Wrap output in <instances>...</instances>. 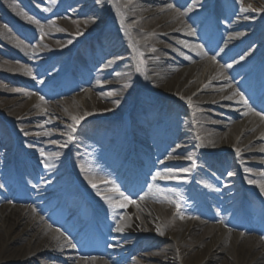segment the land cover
<instances>
[{"label":"bare ground","instance_id":"6f19581e","mask_svg":"<svg viewBox=\"0 0 264 264\" xmlns=\"http://www.w3.org/2000/svg\"><path fill=\"white\" fill-rule=\"evenodd\" d=\"M162 1H170V4L160 7L159 2ZM171 1L175 0H141L139 6H133L130 1H127L126 4L116 1L110 3L96 1L90 5H78L73 10L75 19H70L71 27L64 29L62 23H58L57 29H51L26 13H18L17 0H2L0 2V10L5 12L9 10V13L11 11V16L4 15L3 21H0V42H8L6 39L8 32L6 22L12 21V16H19L25 25L35 28V31L41 30L43 25L45 29L44 33L47 35V38L41 40V44L44 47L36 45L34 50L31 51L29 44L21 42L16 38L13 40L15 51L27 62L36 55H49L44 60L46 66L48 67L55 63L59 64L58 68H60L66 65V50H61L65 42L55 38L62 33L66 35H85L91 26L90 30L93 29V26L95 27L97 24H100L98 28L90 31L91 33L102 30L101 35H106L105 39H103L104 45L95 49L96 56L89 55L91 68H94L96 62H104L106 54L112 51L118 54V50L121 48L115 37L119 28L118 25L113 22L107 23L104 26L105 22L101 21V18L108 12H121L122 10L125 18L134 19V21L131 20L128 23V28L126 26L129 31L133 53L138 50L140 53V49L138 48L142 45L143 37L139 30L142 31V29H149V35L155 34V37L151 38L149 43L154 46L161 42V38L167 35L166 31L168 30L172 33L195 38V33H198L197 36L201 38L210 37V51L216 50L221 40L226 39L229 42L223 44L220 53L230 52L228 54L229 57L234 54L236 44H240L247 36V31L258 33L256 37L260 38L262 45H264V28L262 29L264 27V9H262L264 0H219L216 5L215 16L211 18V23L208 26L204 25L205 22L200 26L197 25L194 34H190L193 32H190V29L186 28V26L188 23L195 26L199 18L204 16L203 11L207 8L206 0H193L188 9L184 11L174 7ZM183 2H186V0ZM209 4H211V0ZM169 5L173 7H169ZM161 11H165V13L163 12L161 15H158ZM258 11H262L261 21L249 18V14L258 13ZM77 14L85 17V19L81 20L82 24H79L81 21L76 19L79 16ZM170 38L174 40L177 47L181 45L180 48H176L173 45L168 46L176 56L182 57L185 61H194V57L190 54H188L189 56L186 55L184 51H187L185 47H190L191 45L195 49H200L198 45L188 44L182 38L179 39L172 36ZM249 42L251 41H247V45L250 44ZM163 44L161 42V45ZM257 49L259 47L254 48V51ZM54 51L60 52L54 53ZM124 51V49L120 50L121 53ZM152 53L154 56L149 60L150 65H153L152 69L146 71L140 70L139 72L132 65L123 66L125 70L130 71L127 74L128 76L116 75L119 79V86L115 92L100 93L90 91V98L86 100L84 96L77 95L75 99L77 100L76 104L67 100L69 103L65 106V112L55 109L54 104V106H48L44 103L43 99L39 100L40 102L43 101L44 107H49L44 108L41 106V108L48 110L51 114H56L53 116L42 111H33L31 104H33V101H36L33 97L34 95L30 101H23L26 95L31 94L30 91L0 82V92L3 94L0 95V138L4 144L8 143L10 139L6 126L1 124L2 117L7 115L15 121L14 127L19 133L20 148L17 151V155L27 150L28 163L23 164L21 160L18 162V167L21 165L23 172L24 169L33 167L31 163L34 162L33 151L28 149L29 145L23 142V140L30 142L36 140V142H39L42 136L60 138L63 135L62 128L64 130L67 128L72 129V136L76 132L78 125L86 121L80 128L77 138L79 145L77 151L79 153L72 152V154H75L73 172L67 169L66 162L65 164L63 163L64 158H67L70 153V136L67 146L63 147L61 151L47 153L46 156L49 157V161L41 160V165L38 164V168H41L44 173L51 168L54 169L55 173L54 175H50L49 179H44L37 185L25 182L20 187L15 185L17 177L14 172L7 170L4 177L0 178V264H60L59 262L65 264H72V262L76 264H79V262L82 264H108L106 261L103 262L100 259L82 258L80 255L81 251L79 252L76 246L74 248L68 246L69 242H71L70 239L77 237L82 228L79 227L77 231L69 233L68 237L52 229L37 213V201L42 198L41 196H50L53 204L61 206L64 213H68L69 211L77 213L82 204V209L85 208L84 212H87L90 210L89 205L77 189L69 192V183L62 189L65 181L71 179V175L79 171L84 172L88 176L86 187L89 190H92L93 184L99 185L103 182L111 181L113 174L108 165V156L113 166L117 168V171L124 173L127 182L130 183L137 176L146 178V176H149L148 168L150 167L146 158L139 159L142 156L140 149L152 152L151 162H153L156 168V173H160L158 177H166L165 182L167 183L169 181L176 182L179 176L187 175V171L189 170L188 178L190 179L192 161L198 154L207 163L208 171L210 169H217L218 172H229L231 175L225 176V183L207 178L202 188L203 192L193 198L188 197L185 192L186 187L182 185L174 188L163 187L157 184L154 179L150 182L144 194L145 200L141 201L143 205L137 207L135 218L121 213V210L123 208L130 210L131 205L133 207L138 206L136 205L137 202L125 201L124 197L103 199L95 193L94 195H97V203H102L100 205L104 213L102 221H115L123 230L118 231L116 229L109 231L107 233L109 237L101 239L98 233L93 231V229L102 231L101 227L103 226H101V222L97 221L93 223L92 220L88 221V223L92 224L82 236H85V241L92 250L106 248L107 254L111 259L120 261L127 256V253L130 251L128 248L133 247L132 243L139 237H144L158 243L171 241L172 244H169L166 250H161L159 255L154 254L156 258L164 257L165 261H170L171 264H209L219 259L222 254L226 255L221 257V264H264V236L258 234L260 232L258 225L249 222L247 227H245L246 230L237 231L233 228H241L242 226L232 225L229 228L220 222L205 224L206 220H202L205 216L221 219V212L217 209L222 208L223 210L226 206H221V203L217 199L219 198L223 202L231 197L240 196L238 189L241 186L240 181L242 179L256 181V183H251V187H259L260 190L261 185H264V171L250 170L246 167L251 162L264 164V157H251L257 152L264 154V151H262L264 143H259V141L264 140V131L262 128H259L257 131L254 130L258 122H261V125L264 126V119L252 112H248L250 116H246V112H243L245 114L242 121L243 125L241 123H239L240 125L234 123L232 127L219 131L214 128L216 126L224 128L227 123L225 121L214 120L211 117L214 114L222 116V113L225 116L224 113L226 111L235 109L230 104L241 102L239 94L234 96L232 93H229L232 89V84H229L228 90H225L222 84L234 77L238 70L232 73L226 65L223 66L222 64L219 66L217 62L213 64L212 58L199 52L201 55L197 54L198 58L195 57L198 61L195 63V66H190V70L192 71L186 76V80L191 79L192 75H194L193 72L200 67V64L208 60V62L213 64V67L205 77L203 84H198L197 88L195 87L187 93L184 91L182 93L179 92V88L177 91H174V94V92L169 93L165 90L176 86L180 76L185 74L186 67H169L164 63L167 59L164 56V52L153 50ZM4 54L6 53L0 51V69H4L7 64ZM226 58L228 56L221 58V62L224 63L227 60ZM251 64L250 62L249 65ZM8 67L12 74L19 76V78L21 77L22 81H24L23 83L37 87L38 91L46 92L50 97L56 96L64 85L68 84L65 83L67 82L66 80H58L49 85L43 84L38 80L42 70L35 69L33 65L26 63L14 61L8 63ZM220 68L221 71L219 72ZM29 69L31 70V74H29ZM148 73L152 74L148 75ZM108 75H111V72H107L106 76ZM131 78H134L137 82L142 81V86H148L150 81L157 82L156 87L151 88L150 86V88L153 94L156 93L165 100L157 101L151 99L147 97L145 92H136L132 87H127V83ZM102 83H95L94 88L99 89L101 86H104L105 84ZM78 86L81 87V84H78ZM181 88H183V85ZM196 90H199V93L193 97ZM200 93H210L211 95H199ZM179 94L184 95L186 101H193L194 108H191L194 111L192 114H187L178 108L175 99ZM228 96H232L233 98L227 99L226 97ZM133 98H137V101H132ZM248 98L254 103L264 99L263 81L258 84L256 90L248 94ZM124 101L133 102L134 105L139 107L141 113H143L141 117V125L143 127H148L151 125V122H157L158 124L159 129H156V125L154 127L157 132H149L146 135H138L135 125L136 140H139V148L133 149L129 141L125 145L121 139V130L117 127V123L113 124L114 128L108 124L109 122H102L106 108L110 112V115H115ZM201 104L202 106L203 104L209 106L207 111L203 112L201 110ZM212 106L215 107L212 108ZM142 107L145 112L143 109L141 110ZM216 108L223 110V112H217ZM33 116H43L50 125L57 124L59 129H56V127L53 129L52 127L44 134L36 133L33 131V128H41L42 125L30 123ZM240 116H243L242 113H240ZM73 117H82V119L77 123L73 120ZM249 117H251V122L249 121ZM69 121H73V124L69 125ZM239 126H242L243 129ZM90 128L92 132L105 130L103 141L112 143L111 147L103 150L90 144V137L82 134L83 131ZM252 130H254L253 133L248 134ZM7 133L9 139L7 138ZM126 138L128 140L127 136ZM10 142V149L8 145L4 147L5 149H0V170L9 164V159H13V144L11 139ZM217 143H220V148H214ZM46 144L57 146L55 141H48ZM208 148L212 152L230 149L236 153L238 149L239 154L237 158H224L213 154L209 156L206 153ZM240 157L244 160L241 168L232 160L236 161ZM179 166H184V168L182 170L175 169V167ZM202 166L203 164L200 163L197 183L203 182V176L200 171ZM55 180H57L58 186L51 188L50 182ZM189 181L187 186L190 188ZM200 186H202L201 183ZM230 188H233L232 192L226 194V190ZM34 190L46 192L39 195L36 192L34 193ZM261 194L264 199V191L261 190ZM14 198H18L26 204L17 205L12 208L9 200ZM234 200L230 204L234 205L238 202ZM120 203H126V207H119ZM243 205L247 207L242 208L241 205H236L237 210L234 213L250 217L257 214V217L264 218V204L259 205V208L254 207L253 210L250 209L249 202H244ZM209 208L213 209L208 211ZM214 213L216 214L213 215ZM131 223L133 229H127ZM140 224L145 225V229L141 233H138L141 229ZM140 264L145 263L140 262Z\"/></svg>","mask_w":264,"mask_h":264},{"label":"rangeland","instance_id":"374dc122","mask_svg":"<svg viewBox=\"0 0 264 264\" xmlns=\"http://www.w3.org/2000/svg\"><path fill=\"white\" fill-rule=\"evenodd\" d=\"M2 1V0H0ZM18 2V13L21 14H28L29 16L33 17L36 21L40 22L41 24H45V26H49V28L51 29H57V24L58 23H62V27H64V29L71 27V23H70V19L74 18V9L75 7H77L78 5H90L92 3H95L96 1H103V2H120L121 4H126L127 1H130V3L133 6H139L140 5V1L141 0H17ZM184 0H175V1H171L172 5L182 11L187 10L188 7L190 6L191 2L193 0H186V2H183ZM182 2V3H181ZM210 0H206L207 3V8L209 9L210 7L208 6ZM167 4H170V1H162L159 2L160 7L166 6ZM206 8V9H207ZM262 9H264V6H262ZM205 11V10H204ZM165 13V11H161L160 13H158V15H161L162 13ZM215 10H212V14H214ZM11 14V11L9 13L0 10V21L3 20V15L4 14ZM210 14V9L207 10V14L206 11L204 13V16L202 18H199L198 22L196 23V25L200 26L202 23H204V21L206 22L208 16ZM79 15L76 19H79L80 21L85 19L84 16H82L81 14H77ZM261 15H262V11H258V13H251L249 14V18L256 20V21H261ZM75 19V18H74ZM142 19V18H140ZM104 21L105 24L104 26L108 23H113L118 25V31L116 32V41L119 42V44L121 45V48H119L118 50V54L116 52H109L108 54H106L104 62H96L94 65V68H91L90 65V60H89V55L92 54L94 56H96L95 53V49L97 47H101L104 45V40L106 35H102L98 38H96L94 40V44L91 43L90 46H88L86 48V50H84L79 57V60L76 64V71H74L72 73V78L68 79V76L64 75L66 74L67 70L64 66H61L60 68H58L57 64H51L50 66H46L45 64V59L48 58L49 55H36L34 57H32V59L30 61L27 62V60L22 59V57L15 51L14 48V42L13 40L17 38V40L24 42L26 44L30 45V49L31 51L34 50L35 46L39 45L44 47L43 44H41V40L47 38V35L44 33L45 29L42 25V29H43V38L41 39V30L35 31V28L29 26V25H25V23L22 21V19L19 16H16V18H12V22H7V27H8V32L6 35V39L8 40V42L6 41H2L0 42V51L1 52H5L6 54H4V58L7 62L6 67L3 69H0V82H3L5 84H10L12 87H18V88H22L24 90H28L30 91L29 95H26V97L24 98L23 101L26 100H31L32 96L36 99V101H33V104H31V108L33 109V111H42L43 113H46L48 115H50L51 113L48 112V110L42 109L41 106L44 107L45 104H47L48 106L55 105V109L60 110V111H64L65 112V106L67 105V103L72 102L73 104H76V97L77 95H82V97L84 96V99H89L90 97V91H95V92H100V93H105V92H115L117 87L119 86V79L116 76L121 75V76H128V72L130 70H125L123 66L125 65H132V67L136 70H138L140 72V70H148V69H152L153 65H150L149 60H151V57L154 56V54L152 55L151 52H153V50H159L165 53V57L167 58L165 60V64H167V66H177V67H186L185 69V74L181 75L178 83L176 84V86L171 87L169 89H166V92L169 93H173L174 91H177L180 88L179 92H189L191 91L193 88H197L198 84H203L205 77L207 76L208 72H210L211 68L213 67L214 62H217L220 65L223 64L226 65H231V67H228L229 70L232 72L236 71L238 69L243 68L238 74H236L234 77H232L228 82L222 83L225 87V90H228L227 88H229V84H232V89L229 91V93H232V95L234 93H236V96L239 93L244 94L245 90L247 91V88L249 89L251 87L252 82L258 83L261 81H264V45H262V41L260 40V38H257V34L254 31H247L248 34L247 36L243 39V41L240 44H236L235 48V52L234 54L229 57V53H220V50L223 46L224 43H228L229 41H227L226 39H222L220 42V45L216 48V50L214 51H210L209 49V41H210V37H200L197 36L198 33H195L196 38L195 37H191V36H185V35H181V34H177V33H172L170 30L166 31V36L164 38H161V42L164 43L163 45H161V42L158 43V45L154 46V45H150V40L151 38L155 37V34H151L149 35V29H142L139 30L140 34H142V45L138 48L140 49V53L139 50L134 52L131 50V41H130V35H129V31H128V23L132 20L134 21V19L132 18H125L124 15L122 14V10L120 11H114V12H108L105 14L104 17L101 18V21ZM136 21V20H135ZM82 24V21L79 23ZM100 26V24H97L95 27L93 26V29L89 31H92L96 28H98ZM127 26V28H126ZM206 26V24H205ZM186 28L190 29V32L195 31V26H192L191 23L188 24L186 26ZM197 28V27H196ZM85 33V34H87ZM250 33V34H249ZM84 36H78V35H66V34H60L58 35L55 39L65 42L64 45L62 46L63 48L61 50H66V55L68 57V51L70 50V48L72 47V44L78 40L80 37ZM170 36L175 37V38H179V39H184L188 44H196L198 45V47L201 49H195L192 45L190 47H185V49L187 51H184V53L186 55L190 54L194 57V61L190 60V61H185L182 57L180 56H176L168 46L173 45L176 48H180L177 47V45L175 44L174 40L170 38ZM114 37V38H115ZM71 39H73L71 41ZM247 41H251L249 42L250 44L247 45ZM186 43V46H187ZM167 45V46H166ZM163 46V47H162ZM261 46V47H260ZM257 50L254 51V48H258ZM188 48V49H187ZM121 49H124L125 51L123 53L120 52ZM60 50V51H61ZM143 50V51H142ZM57 51V52H60ZM196 51V52H195ZM226 51V49H225ZM56 51H54V53H57ZM198 52V53H197ZM203 53L205 55H208L210 58L215 57V60H213V64L208 62V60H206V62H203L200 64V67L197 68L193 73L194 75H192L191 79L186 80V76L191 73L192 70H190V66L193 65L195 66V63H197L198 58L197 54ZM51 53V52H50ZM202 54V55H203ZM51 55V54H50ZM201 55V54H200ZM189 56V55H188ZM228 56V58H226L227 60L224 61V63L221 62V58ZM196 57V58H195ZM241 57H243V59H241ZM14 61H18L21 63H26L29 65H33L35 67V69H41L42 72L39 74V78L38 80L43 83V84H51L57 80L60 79H68L67 82L68 83L66 85H64V87L61 89V91L59 93H57L56 96L54 97H50L47 95L46 92L43 91H38L37 87H34L33 85H27L26 83H23L24 81H22L21 77L19 78V76L12 74L10 68L8 67V63H12ZM250 61L254 62V66H246V64H248ZM155 62V61H154ZM200 62V61H199ZM255 66H257V68H255ZM56 67V68H53ZM130 68V66H129ZM150 71V70H149ZM219 72L221 71V68L218 70ZM107 72H111V75L106 76ZM132 72V71H131ZM246 72H251L249 75L245 74ZM152 73H148V75H151ZM129 75H131V73H129ZM132 79V78H131ZM127 83V87L134 89V91L139 92H145L147 94V97L151 98V99H155L157 101H163V97L157 95L156 93L153 94L152 89L157 86V82L155 81H150V83H148V86H142L143 83L141 82H137L134 78ZM244 81H246L245 83V87H244V91L239 89V85H242L244 83ZM99 82H103L102 84H105L104 86H101L99 89H95L94 88V84L95 83H99ZM78 84H81V87L78 86ZM183 85V88H181V86ZM151 86V88H150ZM142 87V88H141ZM199 93V90H196L195 93L193 94V97L197 96V94ZM212 93H219V92H212ZM175 94V92H174ZM210 93H200L199 95H207L209 96ZM0 95H3L0 92ZM76 95V96H75ZM211 95V94H210ZM25 96V95H23ZM22 96V97H23ZM235 96V95H234ZM41 98H43V101H39L42 100ZM185 96L184 95H177L176 96V104L178 106V108L182 111H185L187 114H191V112L194 111V109H188L185 106H183L180 103V100L184 99ZM245 98V97H244ZM23 99V98H22ZM69 102H68V101ZM165 100V99H164ZM191 100V99H188ZM247 100V104H244L242 102H237L235 104H230L231 106H233L235 109H233L232 111H226L222 116H216L215 114L212 115V119L214 120H220V121H225L227 124L224 128L216 126V128L219 131H224L225 129L232 127V125L234 123H241L245 117V114H243V112H246V116H250L248 115V112H252L254 114H258L260 115L263 119H264V101L262 100L261 102H259L258 104H254V103H249V99ZM128 101H124L123 104L121 105V107L117 110L116 113L122 112L124 106L127 104ZM251 102V100H250ZM54 104V105H53ZM142 104V102H141ZM191 106L192 108H194L193 106V101H191ZM225 104V103H223ZM202 107V111L205 112L207 111V109L209 108V106L207 104H201ZM215 106H212V108ZM44 108H49V107H44ZM139 108V107H138ZM143 109V107L141 108ZM217 109V108H216ZM223 112V110L221 109H217V112ZM240 113H242L243 116H240ZM56 115V114H51ZM110 115V112L107 110V108L104 110V117H102V122L103 120H107L109 119L108 116ZM139 115V113H138ZM141 115V114H140ZM5 119H10L12 121V123H14L15 125V121L13 119H11L10 117H8L7 115L4 116ZM42 118V119H41ZM251 117H249V121ZM139 123H141V117L138 118ZM251 122V121H250ZM22 123V122H20ZM27 123V122H25ZM30 123H35V124H40L42 125L41 128H33L34 132H39V133H46L47 130L49 128L53 129L56 127V129H59L57 124H52L50 125L48 123V121H46V118L43 116H33V118L30 120ZM69 125L73 124V121H69L68 122ZM1 124L4 126V122L3 120L1 121ZM151 125H149L148 127H143L140 124V132H142L144 135L148 134L149 132H157L155 131V125H156V129L158 128V124L155 122H151ZM240 125V124H239ZM243 125V124H242ZM212 127V126H209ZM241 129H243L242 126ZM259 128H262L264 131V126L261 125V122H258L257 125L255 126L254 130H258ZM63 130V135L60 138H53V137H46V136H42V139L39 142H36V140L30 142L27 140H23V142H26L29 147L28 149H31L33 151V155H34V162H32V165L34 167V171H30L28 169L25 170V176H22V170L19 169L18 167V162L19 160H21L23 162V164H26L27 161V150L24 151V153H20L18 154V156L14 157L13 160V166L12 163L9 162V165L3 169L0 170V178L2 179V177H4V175L7 173V170L9 172H13L16 173L17 176V181L19 183L22 182V180H29L31 182L34 183H39L41 181V176H42V180L47 178V175L45 174H41V171L37 172L36 167H38V164L41 165V160H48L49 161V157H47V153H53V152H58L61 151L63 147L67 146L69 138L71 136L72 133V129L67 128L66 130ZM248 132V134H252L253 131ZM104 132L105 130H98L97 132H92V129H88L83 131V135L84 136H88L90 137L89 143L92 145H95L97 147H100L102 149H109L110 148V142L106 143L105 141H103L104 138ZM7 138H8V134H7ZM121 139L122 141L126 144L127 140H126V135L124 133V131H121ZM227 139V138H226ZM48 141H55V143L57 144V146H52V145H47L46 143ZM139 142V141H138ZM25 143V144H26ZM259 143H264V140L259 141ZM10 140L8 143L4 144L3 140L0 138V149H5L4 147L6 145L9 146L10 148ZM26 144V145H27ZM137 144V143H136ZM220 143H217L216 146H214V148H220ZM215 145V144H214ZM219 145V146H218ZM134 149H135V144L133 145ZM140 146H136V148H139ZM142 156H140L142 158H146L147 159V163L148 166L150 168H148L149 173H150V177H148V179H152L154 176L155 178V182L157 184H161L163 186H169V187H176V185H179L178 183H167L165 182L166 177H158L156 176L155 172V166L153 165V162H151V158H152V152L150 150H146V149H140ZM209 152V148L207 149ZM41 151H43V155L41 154ZM218 151V150H217ZM215 151V153L217 152ZM77 153H79L78 151H76ZM178 155V154H176ZM237 155V154H236ZM264 157V154H261L259 152L254 153L253 156L251 157ZM231 157V156H229ZM233 158V157H232ZM233 160V159H232ZM238 161L236 162L237 165H239L240 163H243V159L240 157V159H237ZM63 163H65V158L63 160ZM256 162H251L249 165H246L247 169L250 170H256V171H264V164L263 163H258L255 164ZM180 165V164H179ZM243 166V164L241 165ZM12 167V168H11ZM109 167L112 170V172H116L114 166L109 163ZM249 167V168H248ZM184 168V166H179V167H175V169L177 170H182ZM7 169V170H6ZM53 170V169H50ZM212 169L211 172L207 173V166L204 164L203 165V171H202V176H205L206 178L209 177L211 179H219V180H225V176L230 175L229 172H218V170L216 169ZM188 173V171H187ZM79 177L85 182L87 183L88 181V176L84 173L79 171L78 172ZM188 176V175H187ZM186 175H181L179 176V178L182 180V183H184L185 185H187L188 182V177ZM44 177V178H43ZM183 177V178H182ZM23 178V179H22ZM40 178V179H39ZM205 178V179H206ZM57 182H51V185H56ZM224 183V182H223ZM204 184V181H203ZM240 187L239 190L242 191L244 197L248 198V199H253L252 201H256V203L259 205L264 203V199L262 197L261 194V190L259 189V187H251V183H249V181L242 179L240 181ZM147 184L145 185V183H139V185H137L136 187H134L132 190H125L126 191V195L127 197L130 198L131 202H137L136 207H133L132 205L130 206L131 209L127 210V208H123L121 213L130 215L131 217H134L135 214L137 215V207L142 206L144 201V194L147 191L146 188ZM94 189V190H93ZM114 189H118V185L112 183V180L109 182H103L97 186H95L94 188L92 187V191H94L96 194L98 193V196L103 197V198H114V197H118V198H122V196L120 194H116L119 193L117 191H114ZM112 191V192H111ZM114 192V194H113ZM229 192V191H228ZM124 193V190L123 192ZM141 197H143V199H141ZM12 208L17 206V205H25L26 203L21 202L17 199H12L9 200ZM38 205L36 207L37 209V213L43 218V220L45 222H47L49 224V226L53 229V226H55V221H53L49 215H51L53 217V215L56 213L57 208L50 206L49 204V197H44L40 200H38ZM260 207V206H259ZM101 214V213H100ZM215 215V213L213 214ZM221 219L219 220L218 218H212V217H207L205 216L202 220H206L205 224L208 223H216V222H220L221 224H226V226H228L226 219H222L224 213H221ZM135 218V217H134ZM63 223V220H62ZM204 224V225H205ZM115 226V225H114ZM140 232L141 233L142 230L145 229V225L140 224ZM120 228V227H119ZM114 229H118L117 227H115ZM127 229H133L132 223L129 224ZM231 233H233L231 231ZM136 235V234H135ZM133 247L128 248L130 251L127 253V256L125 257V259L123 260H113L110 258V256L107 255V253L104 251L102 252V254L96 253H90L88 251L83 252L82 254V258H95V259H100L103 262L106 261L108 264H140V262H143L145 264H171L170 261H165L164 257H158L156 258V256H154V254L159 255L161 250H166L169 247V244H172L171 241H164L163 243H158V242H153L150 241V239L144 238V237H139L138 239H136L134 241V243H132ZM226 255V254H225ZM224 254L220 255V258L217 260H214L213 263H209V264H221L222 260L221 257L225 256ZM194 262V261H193ZM60 264H65L62 262H59ZM67 264V263H66ZM72 264H76L73 263ZM79 264H82L81 262H79ZM192 264V263H191Z\"/></svg>","mask_w":264,"mask_h":264},{"label":"snow or ice","instance_id":"6c2138e0","mask_svg":"<svg viewBox=\"0 0 264 264\" xmlns=\"http://www.w3.org/2000/svg\"><path fill=\"white\" fill-rule=\"evenodd\" d=\"M169 7H173V6L172 5H169ZM190 34H194V33H190ZM42 38H43V29L41 28V39ZM212 59L215 60V57H213ZM241 59H243V57H241ZM227 67H231V65H227ZM28 71H29V74H31V70L29 69ZM233 95H236V93H234ZM239 95H240L241 102L244 103V104H247V100L244 98L243 94L242 93H239ZM226 98L227 99H232L233 97L232 96H228ZM41 99H43V98H41ZM117 103H118V101H117ZM189 103H191V101H189ZM245 114H247V113H245ZM80 119H82V117H73V120L76 121L77 123H79V120ZM262 151H264V149H262ZM41 154L43 155V151H41ZM237 154H239V150L238 149H237ZM46 167H48V165H46ZM159 175H160V173H156V176H159ZM230 175H231V173H230ZM155 178L156 177L154 176L153 179H155ZM249 183H256V181L249 180ZM95 186L96 185L93 184V187H95ZM261 190L264 191V185H261ZM114 191L119 192V189H114ZM120 195L122 197H124V200L125 201L131 202L130 201V198L124 196V194L122 192L120 193ZM141 199H143V197H141ZM118 206L119 207H126V203H120ZM117 230L118 231H122L123 228H118ZM68 246L73 247V248L75 247V245L74 244H71L70 242H69Z\"/></svg>","mask_w":264,"mask_h":264}]
</instances>
